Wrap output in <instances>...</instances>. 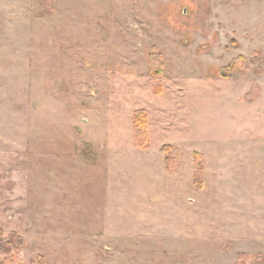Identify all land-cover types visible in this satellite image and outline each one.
Returning a JSON list of instances; mask_svg holds the SVG:
<instances>
[{"label": "rangeland", "instance_id": "374dc122", "mask_svg": "<svg viewBox=\"0 0 264 264\" xmlns=\"http://www.w3.org/2000/svg\"><path fill=\"white\" fill-rule=\"evenodd\" d=\"M0 226V264H264V0H0Z\"/></svg>", "mask_w": 264, "mask_h": 264}, {"label": "trees", "instance_id": "16d2710c", "mask_svg": "<svg viewBox=\"0 0 264 264\" xmlns=\"http://www.w3.org/2000/svg\"><path fill=\"white\" fill-rule=\"evenodd\" d=\"M155 57L154 54H152L153 60H151V65H152L151 70L154 71V74H155V69L160 71V68H162L160 58L157 59ZM152 80H153L152 87L154 89L155 87H157V84L159 85L160 78L153 76ZM134 126H135V134H136L135 135L136 145L138 147L148 146L149 127H148V114L146 110L139 109L134 112ZM168 149L171 148L165 146L163 148V151ZM23 245H24V239L21 236L17 235L16 233H12L8 237H6L2 227L0 226V253L2 254L20 253V249L23 247ZM261 257L262 256L254 257L253 255L250 254L247 255L242 254L240 256V259H238V261L234 264H255V261L261 259Z\"/></svg>", "mask_w": 264, "mask_h": 264}]
</instances>
